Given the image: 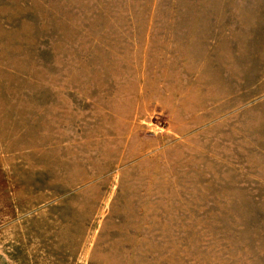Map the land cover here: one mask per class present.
I'll return each instance as SVG.
<instances>
[{
    "label": "rangeland",
    "instance_id": "374dc122",
    "mask_svg": "<svg viewBox=\"0 0 264 264\" xmlns=\"http://www.w3.org/2000/svg\"><path fill=\"white\" fill-rule=\"evenodd\" d=\"M0 264H264V0H0Z\"/></svg>",
    "mask_w": 264,
    "mask_h": 264
}]
</instances>
